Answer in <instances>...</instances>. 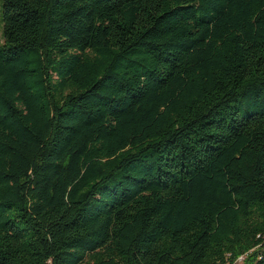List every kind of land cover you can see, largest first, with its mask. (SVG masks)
Masks as SVG:
<instances>
[{"label":"trees","instance_id":"obj_1","mask_svg":"<svg viewBox=\"0 0 264 264\" xmlns=\"http://www.w3.org/2000/svg\"><path fill=\"white\" fill-rule=\"evenodd\" d=\"M0 22V264H264V0Z\"/></svg>","mask_w":264,"mask_h":264},{"label":"rangeland","instance_id":"obj_2","mask_svg":"<svg viewBox=\"0 0 264 264\" xmlns=\"http://www.w3.org/2000/svg\"><path fill=\"white\" fill-rule=\"evenodd\" d=\"M1 4H2V0H0V10H1ZM2 39V34H1V22H0V42Z\"/></svg>","mask_w":264,"mask_h":264}]
</instances>
